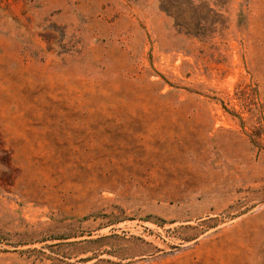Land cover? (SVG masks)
<instances>
[{"label":"rangeland","instance_id":"obj_1","mask_svg":"<svg viewBox=\"0 0 264 264\" xmlns=\"http://www.w3.org/2000/svg\"><path fill=\"white\" fill-rule=\"evenodd\" d=\"M0 264H264V0H0Z\"/></svg>","mask_w":264,"mask_h":264}]
</instances>
